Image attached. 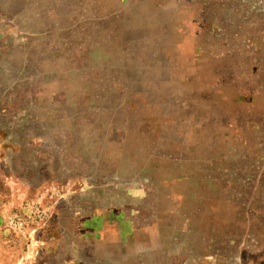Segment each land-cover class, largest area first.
Returning <instances> with one entry per match:
<instances>
[{
    "label": "rangeland",
    "instance_id": "1",
    "mask_svg": "<svg viewBox=\"0 0 264 264\" xmlns=\"http://www.w3.org/2000/svg\"><path fill=\"white\" fill-rule=\"evenodd\" d=\"M0 264H264V0H0Z\"/></svg>",
    "mask_w": 264,
    "mask_h": 264
}]
</instances>
